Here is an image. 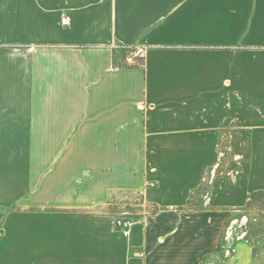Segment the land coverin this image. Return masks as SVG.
Here are the masks:
<instances>
[{"label": "crops", "instance_id": "0c3cea01", "mask_svg": "<svg viewBox=\"0 0 264 264\" xmlns=\"http://www.w3.org/2000/svg\"><path fill=\"white\" fill-rule=\"evenodd\" d=\"M262 193L264 0H0V264H264Z\"/></svg>", "mask_w": 264, "mask_h": 264}, {"label": "rangeland", "instance_id": "374dc122", "mask_svg": "<svg viewBox=\"0 0 264 264\" xmlns=\"http://www.w3.org/2000/svg\"><path fill=\"white\" fill-rule=\"evenodd\" d=\"M116 49H117L116 51L118 52V57L116 59V63L117 64H125V60L127 59L126 58L127 56H133L135 53H138L136 50H132V49H129V48H122L121 47V48H116ZM138 56H137V59L135 60L136 62H134L136 64L142 63V58L139 57V59H138ZM127 60H128V63H131L129 61V59H127ZM261 196H262V198H260V200H262V203H260V205L263 207L264 206V193L260 194V197ZM254 218L258 219V222L257 223H252V225L249 228L250 233L262 232V230H264V225L261 226V224H262V222L260 220L261 218H259L256 215L249 216L248 217L249 223L252 222Z\"/></svg>", "mask_w": 264, "mask_h": 264}, {"label": "built area", "instance_id": "2783aa9c", "mask_svg": "<svg viewBox=\"0 0 264 264\" xmlns=\"http://www.w3.org/2000/svg\"><path fill=\"white\" fill-rule=\"evenodd\" d=\"M138 53H140V50L137 51ZM245 220V223L241 224V227L244 226L248 231L250 226L252 225V223H257L258 222V219L254 218L252 222L249 223V219L247 217H245L243 219V221ZM117 225H122V222L121 221H118L117 222ZM124 227H127L128 226V222L127 223H123ZM125 234H128V231H124ZM248 233H245L243 235H238L235 231H233L231 228H230V232L228 233L227 235V238H232V239H235L237 238L238 240H241V239H244L246 242H249V240L246 238Z\"/></svg>", "mask_w": 264, "mask_h": 264}, {"label": "trees", "instance_id": "16d2710c", "mask_svg": "<svg viewBox=\"0 0 264 264\" xmlns=\"http://www.w3.org/2000/svg\"><path fill=\"white\" fill-rule=\"evenodd\" d=\"M132 50H136V49L135 48H132ZM114 65L116 67H129V66H134V65H143V59H142V63H140V64H136V63L131 64V63H128V60L126 59L125 60V64H120V65H117L116 61L114 60Z\"/></svg>", "mask_w": 264, "mask_h": 264}]
</instances>
